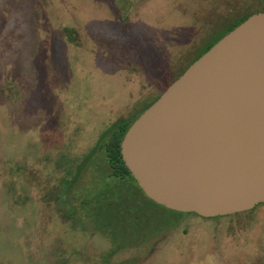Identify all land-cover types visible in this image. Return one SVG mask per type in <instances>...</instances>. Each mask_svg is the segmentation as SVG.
<instances>
[{"label": "rangeland", "instance_id": "374dc122", "mask_svg": "<svg viewBox=\"0 0 264 264\" xmlns=\"http://www.w3.org/2000/svg\"><path fill=\"white\" fill-rule=\"evenodd\" d=\"M262 9L264 0H0V264H106L121 243L79 201L99 190L96 171L79 200L65 181L216 32ZM148 211L167 230L143 244L130 232L136 244L109 264H264V203L217 219Z\"/></svg>", "mask_w": 264, "mask_h": 264}, {"label": "water", "instance_id": "95a60500", "mask_svg": "<svg viewBox=\"0 0 264 264\" xmlns=\"http://www.w3.org/2000/svg\"><path fill=\"white\" fill-rule=\"evenodd\" d=\"M122 156L146 196L217 218L264 203V11L196 60L129 128Z\"/></svg>", "mask_w": 264, "mask_h": 264}, {"label": "trees", "instance_id": "16d2710c", "mask_svg": "<svg viewBox=\"0 0 264 264\" xmlns=\"http://www.w3.org/2000/svg\"><path fill=\"white\" fill-rule=\"evenodd\" d=\"M262 11L264 9L255 13ZM255 13L236 18L233 22L228 23L224 28L216 32L201 49L193 63L208 52L224 36ZM151 105L145 108V110ZM142 113L132 120H120L113 124L103 134L92 151L84 157L73 177L65 181L66 194L69 195L71 202L79 200L77 193H81L82 190L78 188L85 179L87 171L91 169L96 171L97 175L95 179L97 180L99 190L94 194H84L79 201L82 207L90 206V210H93L94 216L97 219L96 228L103 234L110 235L115 245L120 242L121 247L131 242L130 232H142L138 235L137 239H140L143 244L148 241L151 233L153 234L158 230H167L169 227L168 222H164V225L155 224L152 216L149 215V206L155 205L157 208H163L166 211L176 213L180 216L194 214L172 211L149 199L139 187L130 169L123 160L121 144L124 136ZM194 215L199 216L197 214ZM134 244L136 243L133 242L132 245ZM121 247H117L107 254L105 258L106 264H109L110 259Z\"/></svg>", "mask_w": 264, "mask_h": 264}]
</instances>
